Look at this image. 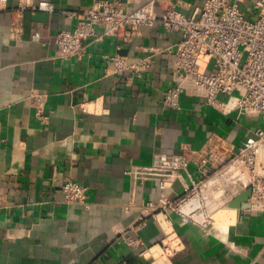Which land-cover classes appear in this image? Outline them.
<instances>
[{"label": "crops", "instance_id": "obj_1", "mask_svg": "<svg viewBox=\"0 0 264 264\" xmlns=\"http://www.w3.org/2000/svg\"><path fill=\"white\" fill-rule=\"evenodd\" d=\"M39 1L53 10L28 8ZM96 1L133 11L150 0H0V264H264V208L232 206L241 193L213 212L208 232L172 211L142 212L162 195L181 196L187 175L198 178L197 163L162 191L127 173L184 149L229 159L264 129L262 118L208 105L191 78L179 108L166 107L181 35L160 23L60 58L55 35ZM162 3L189 16L204 0H155L158 15ZM114 55L151 57V66L129 79L112 72ZM65 179L85 187L86 206L65 202Z\"/></svg>", "mask_w": 264, "mask_h": 264}, {"label": "built area", "instance_id": "obj_2", "mask_svg": "<svg viewBox=\"0 0 264 264\" xmlns=\"http://www.w3.org/2000/svg\"><path fill=\"white\" fill-rule=\"evenodd\" d=\"M248 1L204 0L189 16L163 3L158 15L155 0L133 11L123 10L118 1H96L77 15L72 30L59 31L54 42L60 58L79 57L90 42L104 36L129 40L141 29L160 23L165 31L181 35L174 53V83L164 92L166 107L179 108L183 83L191 78L208 105L223 110L230 106L245 114L259 115L264 123V0L250 2L249 16L245 5ZM28 8L53 10L47 1ZM108 59L113 73L130 72L129 79L141 78L151 66V57L133 63L119 55ZM190 162L198 164V178L188 174V180L182 182L183 194L176 199L162 195L157 205L147 202L142 208L145 216L156 209L172 211L208 232L214 222L213 212L247 189L250 206L264 208V129L258 128L255 139L245 142L229 159L220 153L184 149L181 154H157L150 165L133 166L127 173L136 182L158 183L162 191L167 183L182 178ZM61 191L66 203L86 206L85 187L65 179ZM125 241L132 249L140 244L133 238Z\"/></svg>", "mask_w": 264, "mask_h": 264}, {"label": "water", "instance_id": "obj_3", "mask_svg": "<svg viewBox=\"0 0 264 264\" xmlns=\"http://www.w3.org/2000/svg\"><path fill=\"white\" fill-rule=\"evenodd\" d=\"M249 196H250V189H247V190L243 191L239 195V197L235 201L232 202L231 205L232 206H236L237 203L241 202V203H243L241 205L242 208L243 209H248L249 208V204H248L247 200H248Z\"/></svg>", "mask_w": 264, "mask_h": 264}]
</instances>
